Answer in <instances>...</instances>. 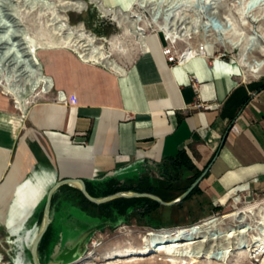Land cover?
Returning a JSON list of instances; mask_svg holds the SVG:
<instances>
[{"label": "crops", "instance_id": "0c3cea01", "mask_svg": "<svg viewBox=\"0 0 264 264\" xmlns=\"http://www.w3.org/2000/svg\"><path fill=\"white\" fill-rule=\"evenodd\" d=\"M209 56L176 65L161 51H150L138 88L69 49L41 51L53 86L26 107L16 136L10 132V108L0 106V159L6 161L0 177L10 168L6 181L16 170L17 187H26L35 199L27 207L23 193L8 187L13 196L6 197L5 209L22 214L5 227L7 236L18 235L33 212L41 193L35 189L44 177L34 171L26 176L40 167L51 170L48 181L79 177L95 186L128 177L142 164H169L183 152L193 168L188 170L204 173L200 191L220 204L249 185L264 191V81L245 79L236 60ZM69 170L75 173H65ZM29 235L26 231L24 239Z\"/></svg>", "mask_w": 264, "mask_h": 264}, {"label": "rangeland", "instance_id": "374dc122", "mask_svg": "<svg viewBox=\"0 0 264 264\" xmlns=\"http://www.w3.org/2000/svg\"><path fill=\"white\" fill-rule=\"evenodd\" d=\"M50 1L57 2V0ZM85 1H87V8L85 10L79 13H68L70 23L75 25L81 22L98 40H101V38L109 39L111 36L115 35L120 36L126 52L116 53L113 57L126 68L131 67L141 56V53L138 51L132 39L130 37H122L121 29L118 28L108 16H103L99 12L96 3L90 2L89 0ZM135 1H132L134 5H132L131 8L133 11L140 14V26L144 28L147 34L153 35L158 33L157 35L161 41L160 27L165 26L168 22V20L163 17V11L161 10L167 9L171 5H176L180 1L152 0L150 5L142 8L135 5ZM182 1L186 4L184 9H188L186 11L187 15H180L178 20H181L180 22H185L188 26L192 24V27L199 29L198 39L200 43L206 46V53L211 55L209 56L210 58L207 57L208 59L212 60L214 57H220L224 61L237 60L242 49L254 50L264 45V14L261 15L259 21H249L254 15L260 14L256 8L252 9L254 5L253 2L249 4V7L251 6L250 11L254 15L250 18H245L244 21H247V23L243 24L238 11H236L241 0H223L213 5H211V3H213L212 1L207 0ZM262 1L263 0H259L256 5L261 4ZM211 6H216L215 10L218 11V14L226 18V27L219 18L208 13ZM0 9L1 13H5V4H2ZM22 9L23 8H21V10ZM26 10L27 9L21 13L23 19L22 26L26 28L28 34L32 36L37 44L56 41L58 39L53 33L52 26L49 25V13L44 10L40 11L38 5L31 8L29 11ZM0 17L1 19L4 18H2V16ZM214 38H216V41L213 40ZM190 40L191 39L186 36L183 37L182 40H176L175 44L178 53L187 46V42ZM165 44L161 42L162 47ZM106 48L109 51L107 45ZM253 54H256L255 51ZM255 56H257V54ZM0 72L3 77L12 74L11 68L4 64H0ZM248 80L264 81V74L258 78L249 76ZM35 97L36 96L29 98V103L26 107H29L32 102L40 99ZM3 103L4 105L6 103V106L10 108L12 114H20L19 111L14 108L11 97L5 96L3 94V89L0 87V106H2ZM12 158L13 157H11V161ZM9 170L3 171L0 177V185L5 181V176L8 174ZM33 171L44 178H41L39 182L42 187L37 183L38 187L35 190L38 191L40 189L39 191H41V193H39L32 214L24 222L21 232L18 235L9 236V238H7L6 229L0 221V256L3 262L7 264H32L30 246L41 225L46 193L55 183L52 178L51 181H48V177L51 174V170L48 166L29 171L26 180L32 178L31 175ZM193 173L194 172L188 170L184 165L175 168L170 163L157 165L142 164L138 166L135 171H131V173L127 175L128 177L122 175L114 180L127 186H134L139 181L147 180L149 184L157 186L158 190L164 194L166 200L163 201H170L179 196L186 189ZM34 179L35 177L32 180ZM35 181L37 182V179ZM101 183L103 182L96 184L99 185ZM95 194L98 195V197L95 198L103 197L101 196L102 190L98 188ZM53 196L55 199L49 208L47 232L45 231V238L41 245H38L37 249L40 264H62V255L67 252H70L72 255H79V258H85L90 251H94L95 255L89 260H92V262L96 264H100L101 256L115 247H124L128 245L141 246L142 237L149 231L186 226L212 216L221 217L234 208L243 207L262 200L264 198V191H259L254 189L252 185H249V189L241 193L232 194L223 204L206 197L203 192H200L187 196L186 199L175 205H159L145 213L142 212L140 207L134 205H125L117 208L113 206L90 204L84 200L76 187L70 185L60 186L53 193L52 197ZM9 199H7L8 202ZM7 200L3 202L0 199V209H2L3 212L6 211L5 205H7ZM234 224L235 223L230 218L223 220V227L235 228L236 224ZM251 228V232L249 231L244 235L240 244L252 245L251 251L253 252L255 249L253 248L255 247L254 238L257 234V228H260V226H257V224L253 222ZM29 230L31 231L29 239L25 240L24 233ZM212 233L218 234L219 231L214 230ZM225 241L224 244H222L223 241L220 242V244L219 242H215V244L219 247L231 244L232 247L230 249L232 251L230 252V260L232 261H230L229 264H233L235 260L234 243L236 241L231 239ZM241 250L245 249L242 248ZM246 257L252 264H264V254L261 257L254 258L248 251ZM164 259L165 256L163 253H152L148 256L138 257L136 264H147L149 261H157V263L160 264Z\"/></svg>", "mask_w": 264, "mask_h": 264}, {"label": "bare ground", "instance_id": "6f19581e", "mask_svg": "<svg viewBox=\"0 0 264 264\" xmlns=\"http://www.w3.org/2000/svg\"><path fill=\"white\" fill-rule=\"evenodd\" d=\"M89 1L96 3L99 12L103 16H108L116 26L121 29V36L130 37L138 48L141 56L139 61L130 69H127L113 57L116 53L126 52L120 36L115 35L111 36L109 39L101 38V40H98L81 22L75 25L70 23L68 13H79L85 10L87 8V1L57 0L55 3L50 0H0V7L2 4H5L6 10L5 13L0 12V16H2V18L4 17L3 19L0 17V64L10 67L12 71V74L6 77L0 74V87L3 89V94L5 96L11 97L14 108L20 113L10 114V132L12 136L17 135L19 123L21 119L25 118L26 105L29 103V98L45 94L52 89V79L44 74L39 59V53L41 51L57 48L69 49L76 53L77 57L83 62L100 65L116 73V75L120 74L123 77L124 83L134 82L138 84V88L140 87L139 84L142 83L144 79V69H149L150 66V51H161L162 53L161 42L164 44L167 42H176L177 39L182 40L185 36L191 39L187 42V46L180 52V62L176 65H181L186 59L194 55L204 56L206 54L199 51V46L202 44L198 39L199 29L192 27V24L188 26L185 22H180L181 20H178L180 15H187L186 11L188 9H184L186 4H184L182 0H179L180 2L176 5H171L169 8L161 10L163 11V17L168 20L165 26L160 27L161 41L157 35L158 33L153 35L147 34L144 28L140 26L141 16L131 8V6L134 5L132 1L135 0ZM207 1H212L213 3H211V5H213L223 0ZM258 1L259 0H241L236 11H238L243 24L247 23V21H244L245 18H250L254 15L250 11L251 6L249 7V4L252 2L254 3L252 9L256 8L260 14L254 15L249 21H259L261 15L264 14V0L261 4L256 5ZM151 2L152 0H137L135 1V5L142 8L150 5ZM37 5L40 7V11L44 10L49 13V25L52 26L53 33L58 37L56 41L37 44L32 36L28 34L26 28L22 26L23 19L21 13L24 12L25 9L29 11ZM21 8L23 9L21 10ZM215 8L216 6H211L208 13L219 18L226 27V18L220 16ZM213 40L216 41V38ZM254 51L257 56L253 54ZM236 64L241 67L245 79L249 76L258 78L264 74V45L254 50L242 49L238 55ZM126 88H128V85ZM59 99L63 100L62 94H60ZM136 105L138 106L137 103ZM25 138L26 136H24V139ZM5 163L6 161L4 159H0V171L3 169ZM15 171L12 170L5 183L0 186V199L7 200L9 197L13 196L8 188L12 186L13 189H19L23 193L24 200L28 205L27 207H29L30 203H33L35 199L26 187H17L20 180L16 177ZM67 172H69V174L75 173L74 170L65 171V173ZM20 211L21 210L18 209L16 213L14 210L8 211L7 209L5 212L1 211L0 218L4 223V227L10 229V224L21 216L22 212ZM227 218H230L236 224L235 228L223 227V220ZM252 221L257 224V226H260V228H257V234L254 238L255 247L253 248L255 249L253 252L251 251L252 245L240 244L244 235L249 231L251 232ZM214 230H218L219 233H212ZM27 236L28 235H26V237ZM7 238L9 237L7 236ZM230 239L236 241L234 243L235 260L233 264H252L246 257L248 251L254 258L261 257L264 254V198L258 202L234 208L221 217L212 216L186 226L149 231L142 237L141 246L128 245L124 247H115L104 253L99 263L136 264L138 257L148 256L152 253H163L165 259L160 264H229V262L232 261L230 260V252L232 251L230 249L232 247L231 244L219 247L215 242H219L220 244V242L223 241L222 244H224L225 240ZM242 248L245 250H241ZM94 255L95 252L90 251L87 257L75 259L67 264H96L92 262V260H89ZM0 264H7L3 262L1 256ZM147 264L158 263L157 261H149Z\"/></svg>", "mask_w": 264, "mask_h": 264}, {"label": "water", "instance_id": "95a60500", "mask_svg": "<svg viewBox=\"0 0 264 264\" xmlns=\"http://www.w3.org/2000/svg\"><path fill=\"white\" fill-rule=\"evenodd\" d=\"M204 173H201L179 196L176 198L170 200V201H163L160 197H158L155 194L147 193V192H133V191H127V192H117L102 198H95L92 197L86 190L85 181L82 178L79 177H66L62 178L59 181H56L47 191L45 203L43 207V216L42 221L39 230L35 234V237L31 243L30 246V256L32 260V264H40L39 258H38V245L48 227L49 224V208H50V202L53 193L62 185H70L76 187L81 194L84 196V198L89 201L90 203L99 205L106 203L110 200L116 199V198H138V197H145L149 198L151 200H154L158 204L162 206H171L175 205L181 201H183L190 192L199 184L200 180L203 178ZM29 232H31L29 230ZM79 255H72L70 252H67L62 255L63 263L67 264L70 261H73L75 259H78Z\"/></svg>", "mask_w": 264, "mask_h": 264}, {"label": "trees", "instance_id": "16d2710c", "mask_svg": "<svg viewBox=\"0 0 264 264\" xmlns=\"http://www.w3.org/2000/svg\"><path fill=\"white\" fill-rule=\"evenodd\" d=\"M171 165H173L175 168L176 167H180L182 165H184L187 169H193L190 163V160L188 159L187 155L183 152H179L176 157L170 162ZM200 175V172L198 171H194L193 176L189 182V185ZM105 183V182H104ZM88 184V183H87ZM188 185V186H189ZM89 186V184H88ZM187 186V187H188ZM90 187H94L93 185ZM186 187V188H187ZM79 191V190H78ZM93 190H90L89 188H87V192L92 196V197H98V195H96L94 192H92ZM127 191H133V192H147V193H151V194H155L158 197H160L162 200H166L164 194L162 192H160L158 190L157 186H154L152 184H149L147 182V180L145 181H139L136 185L134 186H127L125 184L119 183L117 180L114 179H110L108 181H106L105 183V188L102 190V195L103 197L117 193V192H127ZM200 189L198 187V185L190 192L189 195L195 194V193H200ZM80 195L84 198V196L81 194V192L79 191ZM188 195V196H189ZM54 196L51 198V202L50 205L52 204V200H53ZM187 198V197H186ZM185 198V199H186ZM85 201H87L84 198ZM88 203H90L89 201H87ZM93 204V203H90ZM96 205V204H93ZM125 205H134L136 207H140L142 209V212L145 213L147 211H149L150 209H153L157 206H159L160 204H158L157 202H155L154 200H151L149 198H145V197H138V198H116L113 200H110L104 204H101L100 206H113V207H122ZM149 205V206H147ZM47 232V231H46ZM45 238L42 237L39 246L41 245V243L43 242Z\"/></svg>", "mask_w": 264, "mask_h": 264}, {"label": "built area", "instance_id": "2783aa9c", "mask_svg": "<svg viewBox=\"0 0 264 264\" xmlns=\"http://www.w3.org/2000/svg\"><path fill=\"white\" fill-rule=\"evenodd\" d=\"M199 51L203 54L206 53V46L203 44H200ZM162 54L168 63L179 64V62H180V55L179 54L180 53H178V50L176 49L175 42H169V43L167 42L162 47ZM60 94H62V98L64 100V95L61 91L57 92V97L59 98Z\"/></svg>", "mask_w": 264, "mask_h": 264}, {"label": "flooded vegetation", "instance_id": "af4514ba", "mask_svg": "<svg viewBox=\"0 0 264 264\" xmlns=\"http://www.w3.org/2000/svg\"><path fill=\"white\" fill-rule=\"evenodd\" d=\"M110 180V179H109ZM106 183V182H105ZM105 183L103 182V183H101V184H96L94 187H90V185L88 186V184L87 183H85V185H86V190H87V188H89L90 190H93L92 192H94L95 193V191L97 190V188L98 189H100V190H103L104 188H105ZM54 199H55V197L53 198V200L52 201H54ZM52 204H53V202H52ZM51 204V205H52ZM104 204V203H103ZM50 205V206H51ZM99 205H101V204H99ZM119 208V207H118Z\"/></svg>", "mask_w": 264, "mask_h": 264}]
</instances>
